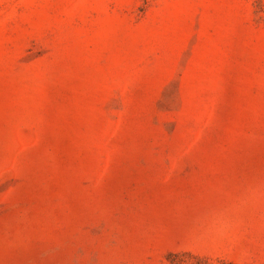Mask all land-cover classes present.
I'll return each instance as SVG.
<instances>
[{
	"label": "rangeland",
	"instance_id": "1",
	"mask_svg": "<svg viewBox=\"0 0 264 264\" xmlns=\"http://www.w3.org/2000/svg\"><path fill=\"white\" fill-rule=\"evenodd\" d=\"M0 264H264V0H0Z\"/></svg>",
	"mask_w": 264,
	"mask_h": 264
}]
</instances>
